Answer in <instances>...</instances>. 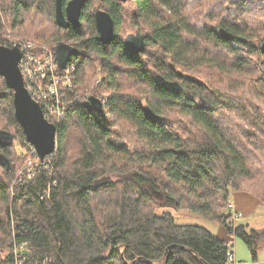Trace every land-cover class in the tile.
<instances>
[{
    "label": "trees",
    "instance_id": "obj_1",
    "mask_svg": "<svg viewBox=\"0 0 264 264\" xmlns=\"http://www.w3.org/2000/svg\"><path fill=\"white\" fill-rule=\"evenodd\" d=\"M227 1L206 11L194 0H87L81 27L64 30L55 0H0V45L13 44L6 23L40 46L70 44L78 92L94 86L100 69L107 99L105 114L70 107L56 124L55 152L19 182L26 162L40 159L0 75V130L32 153L21 159L0 145L12 162L0 165V252L28 244V264H229L227 240L178 225L169 212L157 216L162 207L216 222L257 260L264 230L235 226L226 210L233 192L264 197V25L257 31L240 14L255 3L263 10L253 18L264 21V0ZM98 9L114 21L108 45L98 41ZM220 27L235 40H223ZM135 32L146 42L138 54L124 47Z\"/></svg>",
    "mask_w": 264,
    "mask_h": 264
},
{
    "label": "water",
    "instance_id": "obj_2",
    "mask_svg": "<svg viewBox=\"0 0 264 264\" xmlns=\"http://www.w3.org/2000/svg\"><path fill=\"white\" fill-rule=\"evenodd\" d=\"M87 0H71L66 5L64 0H55L56 2V22L57 25L66 30L71 25L76 28L81 27L82 10L85 7ZM127 3L130 0H120ZM95 22L98 31V41L103 45H108L114 38V21L112 16L103 10H97L95 13ZM219 36L223 40L233 42L235 36L220 27L217 30ZM124 47L131 53L138 54L146 49L144 36L137 32L128 35L124 40ZM260 50L264 55V41L260 45ZM54 53L60 70H65L72 56L77 54V51L69 44L59 43L54 47ZM22 58L20 46L6 47L0 45V75L4 77L8 87L14 91V107L15 117L22 127L27 142L34 147L39 159L44 161L48 156L52 155L56 150L57 127L49 122L41 106L32 98L25 87L22 72L19 64ZM84 107L88 110H94L99 114H105V107L102 102L92 97L89 102L85 103ZM203 107L211 109V105L203 103ZM144 111L151 119L157 120L158 117L152 111L151 107L144 106ZM14 144V135L6 130L0 131V145L2 147H12ZM0 165L7 170L12 168L11 160L5 155L0 154ZM109 181L108 178H103L97 181V186L102 182ZM151 196L162 201L164 196L154 187L149 186Z\"/></svg>",
    "mask_w": 264,
    "mask_h": 264
},
{
    "label": "built area",
    "instance_id": "obj_3",
    "mask_svg": "<svg viewBox=\"0 0 264 264\" xmlns=\"http://www.w3.org/2000/svg\"><path fill=\"white\" fill-rule=\"evenodd\" d=\"M16 45L20 46L22 54L19 68L23 75L25 87L32 98L41 106L46 119L55 126L65 118L70 107L85 105L92 97H95L92 94H86V100L81 101L80 95L76 92V66L69 62L65 70H60L54 49L27 40L15 41L12 47ZM98 99L105 107L107 99ZM40 161H37L39 166L44 163ZM34 172L29 171V168L24 169V172L19 176V182L33 178ZM232 213L235 220L242 216L233 208ZM28 248V244H16L6 250L2 260L8 261V257L12 255L13 263L10 264H28ZM228 262L229 264H236L233 246H230L228 252Z\"/></svg>",
    "mask_w": 264,
    "mask_h": 264
},
{
    "label": "rangeland",
    "instance_id": "obj_4",
    "mask_svg": "<svg viewBox=\"0 0 264 264\" xmlns=\"http://www.w3.org/2000/svg\"><path fill=\"white\" fill-rule=\"evenodd\" d=\"M194 1L195 2L202 1L206 11H211L212 9L214 10V8L220 3L225 5L227 2H229L227 0H194ZM227 8L230 9V6L227 5ZM98 10H101V9H98ZM260 10H263L261 6L255 3L254 4L251 3L250 6H248L246 9H243L240 12L241 15H245L246 19L249 18L248 21H250V25L253 28H255V30L257 31H259L260 27L264 25V21L259 20V16L256 18H253V15H255V13H257V11H260ZM2 34H4L3 37L11 41V43H14L15 41L17 42L18 40L25 39V37L19 36L21 34L17 33L15 30H10V27L8 26L7 23L5 26V30L2 31ZM261 63H264V58H262ZM102 78L103 76H102L100 69H97V80L94 82V86H92L91 88L88 87L86 89H82L80 90V92H78V90L76 89V92L81 97V101L84 102L88 94H92L95 97L101 98V95H100L101 92L99 91V89H100V83H102ZM76 88H77V85H76ZM104 94H103V97L107 98L106 93ZM2 130H6V129H2ZM6 131H9V130H6ZM71 136H72L73 142L70 145L72 146L73 144H75L76 136L78 138V132H76L75 130H72ZM24 145L26 144H22V142L20 141L13 144L14 146L13 149L16 153L15 155H17L21 159L25 158L29 153L32 154L31 152L26 150L27 148L24 147ZM36 166H39L37 161L32 160L31 158L26 162V164L22 167V169H20L21 171L19 172H22L24 169L29 168V171L33 173V171L36 170ZM45 167L47 168V165H45ZM111 179H116V177H113ZM233 193H234L233 196L228 201V204H227L228 209L226 211L231 214L234 225L235 226L236 225L237 226H240V225L249 226V229L264 230V197L259 198V197H256L254 195H251L245 192H237V193L233 192ZM232 208L235 210V212L242 215L238 220H235V217L232 213ZM165 212L171 213L173 217L175 218L176 224L178 225H193V226L203 227L207 229L208 231H210L211 233H213L214 235L218 236L219 238L230 242V246H233V249L235 251L236 264H264V244H263L262 249L259 251L257 260L254 261L251 257V254L246 244L238 238H233L229 236L226 229L223 226L217 224L216 222L208 220L199 214L190 213L188 211H178L174 208H162V207L158 208L156 210V215L161 216ZM7 249L0 252V259L4 258V255Z\"/></svg>",
    "mask_w": 264,
    "mask_h": 264
},
{
    "label": "flooded vegetation",
    "instance_id": "obj_5",
    "mask_svg": "<svg viewBox=\"0 0 264 264\" xmlns=\"http://www.w3.org/2000/svg\"><path fill=\"white\" fill-rule=\"evenodd\" d=\"M71 1V0H70ZM69 2V1H68ZM67 2V3H68ZM66 2H65V0H64V4L66 5L67 4ZM55 7H56V2H55ZM55 11H56V9H55ZM96 13V12H95ZM55 15H56V13H55ZM56 17V16H55ZM74 26L73 25H71L68 29H70V28H73ZM68 29H66V30H68Z\"/></svg>",
    "mask_w": 264,
    "mask_h": 264
},
{
    "label": "crops",
    "instance_id": "obj_6",
    "mask_svg": "<svg viewBox=\"0 0 264 264\" xmlns=\"http://www.w3.org/2000/svg\"><path fill=\"white\" fill-rule=\"evenodd\" d=\"M236 206V205H235ZM234 238V237H233ZM230 243V242H229Z\"/></svg>",
    "mask_w": 264,
    "mask_h": 264
}]
</instances>
